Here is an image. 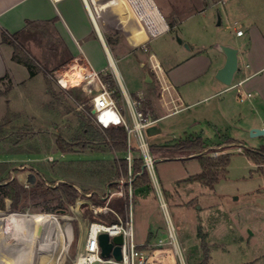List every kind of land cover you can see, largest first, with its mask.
I'll return each mask as SVG.
<instances>
[{"label": "rangeland", "instance_id": "obj_1", "mask_svg": "<svg viewBox=\"0 0 264 264\" xmlns=\"http://www.w3.org/2000/svg\"><path fill=\"white\" fill-rule=\"evenodd\" d=\"M226 2L230 9L233 6L231 26L224 20L223 25L213 24V28L216 32L222 31L229 39H233V45L241 48L233 90L205 101V98L201 99L202 94L197 92L202 81H195L182 89L188 95L184 104L165 106L162 102H156L160 115L170 113L175 106L183 109L161 120L163 133L149 135L148 142L152 149V145L169 142L165 145L172 146L181 138L202 134L210 145H217H208L201 153H230V164L226 174L214 188H210L199 181L188 180L191 175L201 171L197 157L200 153L190 155L174 149L165 153L152 150L156 180L167 208H162L159 192L151 180L149 186L135 189L133 210L136 242L155 245L151 249L150 264H181L169 242L168 223H172L175 228L186 264H264V155L259 153L260 147L264 145V136L254 137L250 133L251 128L264 124V95L258 96L256 91L246 90L248 86L257 83L264 86V70L250 80L240 81L253 69L250 66L251 53L264 51V0ZM156 3L167 22L171 23L172 18L166 16L160 2ZM217 4L215 24L218 13L221 14L224 9V4ZM182 21L183 24L175 32L177 43L167 40V36L160 37L151 43L152 48L148 47L144 51L137 46V52H131L122 58L113 46L126 45L127 34L122 31L104 34L131 95L135 98L142 97L143 109L147 113L149 100L144 91L139 90L144 86L140 60L143 59L150 65L155 63L156 57L179 61L181 51L177 48L182 47L178 44V37L186 43L185 39L199 36V26L209 24V20L203 15L188 20L184 18ZM139 22L136 18V23L144 30L143 22ZM238 27L245 32L243 37L236 35ZM135 41L139 45L142 43L139 39ZM62 43L51 26L33 29L26 38L18 39V44L34 62L36 74L31 75L29 68L23 63L11 65L9 73L15 80L13 83L4 81L0 85V161H7L11 177H16L25 184H33L39 179L55 182L62 179L68 183L74 182L81 191L90 187L103 193L106 188L92 181L95 175L90 176L91 178L87 174L75 177L68 174L67 169L73 167L82 171H96L102 161L112 160L114 154L96 147L65 153L58 146L60 141L71 142L74 139L77 129L83 124L82 119H90L96 123L93 109V116L89 112L92 104L90 96L81 92L78 87L64 89L58 83L57 78L72 66V60H66L69 56ZM217 50L218 48L211 47L208 51L212 57H221ZM170 55L172 57H168ZM116 73L111 66L101 72L114 91L120 90ZM146 74L151 77L154 72ZM220 86L225 88L226 85ZM136 90L139 91L131 92ZM249 92L250 97L247 96ZM241 94L244 98L242 101ZM224 98L226 103L222 101ZM117 100L122 106L121 97H117ZM218 104L220 107L216 110ZM220 135L233 139L221 138ZM35 143L38 144L40 153H13L20 145L27 148ZM132 143L134 146L138 144L135 136H132ZM134 154L135 151L132 153L133 158ZM62 170L68 173L60 172L63 174L61 175L59 171ZM60 195V198L54 200L40 197L30 198L25 202L6 198L0 200V203H6V207L0 211L53 215L55 219L45 226L34 221L29 223L38 242H64L65 249L59 246L55 251L54 264H74L77 257L79 261L84 260V243L90 224L94 221L109 223L107 218L101 216L110 213L92 210V215H85L81 208L83 203L89 200L95 202L94 199L81 195L80 192L74 200L70 195V200L61 193ZM112 203L119 202L111 201V206ZM160 239L164 243L158 244ZM38 247L35 243L32 249L36 250ZM5 258L2 264H17L10 254ZM30 260L28 264L32 263Z\"/></svg>", "mask_w": 264, "mask_h": 264}, {"label": "crops", "instance_id": "obj_2", "mask_svg": "<svg viewBox=\"0 0 264 264\" xmlns=\"http://www.w3.org/2000/svg\"><path fill=\"white\" fill-rule=\"evenodd\" d=\"M153 1L157 7L156 1L160 2V6L164 10L166 16L172 18L174 29H171L169 26L167 30L159 35L148 38V31L138 26L135 15L132 14L133 12L127 5H123L121 8L109 13V15L102 20L101 34L104 38V40H102L93 26L82 0H61L57 3L53 0H0V85H2L4 81L13 83L15 78L9 73V66L20 64L13 60L14 47L12 44L3 41V32L9 34L19 33V38H26L33 29L51 26L55 29L59 40L63 42L62 45L68 53L69 57L66 60H72V63H74L75 59L79 57L87 58L94 68L101 72H104L107 66H111L116 73L113 68L114 65L119 74L116 73L119 80L129 91L128 85L124 81V75L116 63L111 46L107 44L104 34H108L112 31H122L127 34L128 39L126 40V45L117 44L113 46L117 49L118 56L122 58L131 52H137L139 50L137 46L144 51L148 47L149 49L152 48L151 43L160 37L167 36V40L177 43L175 32L180 27V24H183L182 22L184 21L182 20L184 18L185 20L193 19L196 16L203 15L206 20H209V24L205 23L199 26L197 31L199 36L185 39L187 40L186 43L188 47L184 45V40L182 43H178L182 47L177 48V50L181 51L179 61H170L161 57H156L155 63L150 65L149 62L143 59L140 60V65L144 72L142 75L144 86L139 90L144 91L149 100V111L147 114L158 119L156 123L157 131L152 136L160 135L163 133L160 121L180 111L183 107L176 108L177 106H175L174 109L170 107V109H173L170 113L160 115L157 111L156 102L159 104L162 102L165 106H171V104L176 103L180 105L184 104L188 95L182 89L187 84L195 81H202L201 84L199 83L198 85L197 92L202 94L203 97H201V99L205 98V101H209L214 97H219L233 90V83L229 86L216 78L217 70L226 62V55L220 50V45H230L238 48V57L241 53V48L238 45H233V39H229L222 31L216 32L213 28V24L216 26L223 25L224 20L229 27L231 26V11L233 6L230 9L229 5H226L227 0ZM217 3L224 4L223 12L220 14V24L218 21L216 24L214 23L216 18L215 12L218 9ZM158 9L160 10L159 7ZM29 22L38 24V27L29 24ZM132 28L134 29V35L130 37ZM239 29H241V27L236 28V35L238 37H243L245 32L243 31L242 35H238L237 30ZM135 39H139L142 43H140V45L137 44L138 42H136ZM211 47L218 48L221 57H212L208 51ZM168 57L172 56L170 55ZM251 58L252 63L250 66H253V69L245 79L240 80L241 82L246 79H252L264 70L263 50L261 52H252ZM150 71L152 73L154 72V75H150L151 77L148 80L146 73ZM73 76L74 75H71L69 78L72 79ZM17 83L19 84V82ZM221 84L226 85L225 88H221ZM139 90L131 92L136 93ZM246 90H254L258 96L264 95V86L259 83L248 86ZM222 101L225 103L227 102L226 98ZM219 107L220 105L218 104L216 110H218ZM259 127H264V124ZM194 136H201L207 145H210L208 139L204 138L202 134H196ZM220 137L227 138L228 140L233 139L227 135H220ZM168 143L169 142H166L163 145ZM216 145L217 144H211L210 147ZM160 159H162V157L159 158V160ZM24 254L27 260L29 254L26 252Z\"/></svg>", "mask_w": 264, "mask_h": 264}, {"label": "built area", "instance_id": "obj_3", "mask_svg": "<svg viewBox=\"0 0 264 264\" xmlns=\"http://www.w3.org/2000/svg\"><path fill=\"white\" fill-rule=\"evenodd\" d=\"M55 3L61 0H53ZM85 9L93 23V26L99 33L102 40H104L101 34V22L112 11L121 8L123 5H127L134 13L135 17L143 22V26L148 30V38L155 37L169 28V23L162 14L167 28L158 33H153L148 28L147 22L143 19V14L149 13L150 3L153 0H82ZM155 3V2H154ZM158 8V7H157ZM142 11V12H141ZM238 35L243 34V30H237ZM74 75V80L67 83L66 77ZM58 83L64 89H70L72 87H78L79 90L86 95L90 96L93 109H95L94 119L95 122L101 128H108L112 125H123L127 131L128 138V174L120 177L116 182L118 187L116 189L108 186L103 195V199L106 200L104 204H95L91 200L85 202L92 208L94 212L102 213H114L118 220L112 223L94 221L90 224V228L87 232L84 243V260L82 262H75L74 264H95L97 262L109 263V264H150L149 259L151 255V249L155 247L154 244L149 242L145 244H138L135 240L134 233V221L133 210L135 202V188L133 186V157L132 153L135 148L140 151V155L144 161V168L148 171L151 180L154 182L159 196L161 199L162 208L166 210L167 205L164 201L162 191L156 180L155 175V159L152 154L151 145L148 142L147 129L150 126L156 125L158 119L147 114L143 109L142 97L135 98L131 93L120 83V92L123 105L118 104V100L115 97V91L111 89L107 82L101 75V71L94 68L91 62L84 57L75 59L72 66L67 69L66 72L61 74L58 78ZM119 80V79H118ZM248 97L251 96L249 92ZM243 100V94L240 96ZM132 136H135L138 144L133 145ZM54 187H59L60 192L68 200L69 192L67 189V182L59 179L54 184ZM75 187L79 190L81 195L91 198L93 192L84 193L78 186ZM114 198H123L125 214L124 216L118 213L111 205L110 202ZM70 202V201H69ZM82 205V204H81ZM169 226V242L174 247V250L181 260V264H186L182 248L178 241V237L175 228L172 223H168ZM102 232H107L112 239L114 236L122 235L123 241L121 243L122 259L116 260L112 255L110 258H103L101 256V247L99 245V235ZM164 243L163 239L159 240L158 244Z\"/></svg>", "mask_w": 264, "mask_h": 264}, {"label": "trees", "instance_id": "obj_4", "mask_svg": "<svg viewBox=\"0 0 264 264\" xmlns=\"http://www.w3.org/2000/svg\"><path fill=\"white\" fill-rule=\"evenodd\" d=\"M169 23V22H168ZM38 27V24L29 22ZM171 29H174V23H169ZM2 39L4 42H8L13 45V60L18 63L25 64L29 70L30 74H36L34 70V62L28 55L24 52L21 46L18 44L19 33L9 34L3 32ZM114 83V82H113ZM114 85V84H113ZM120 90L115 91V97H120ZM93 106L89 107V112L91 113ZM147 113V112H146ZM93 116V114H90ZM94 117V116H93ZM83 124L77 129L74 139L69 141H60L58 146L59 149L65 153H75L86 149L88 147H96L98 150L108 151L114 154V157L110 161H102L100 168L96 171H82L80 169H75L73 167H68V172L65 170L59 171L68 173L75 177H82L83 174L87 176L95 175V179L92 180L94 183L97 182L105 188L110 186L115 189L118 187L117 180L128 174V138L127 131L123 125H112L108 128H101L97 123L89 120H83ZM18 143V142H17ZM19 144V143H18ZM207 143L201 136H189L184 139L179 140L176 144L172 146H158L152 145L153 151L167 152L170 149L176 151L188 152L190 155H197L200 164L201 171L194 175H191L188 180L199 181L210 188H214L215 184L219 182L222 176L227 172V167L230 164L231 154L230 153H217V154H202L201 152L207 148ZM260 154L264 155V145L260 147ZM135 154L133 158V186L134 188L149 186L151 179L148 171L144 168V161L140 155L138 149H134ZM13 153H40V148L38 144H31L27 148L19 146ZM9 169V163L7 161H0V200L6 198L15 202H25L31 199H38L40 197L48 198L51 200L58 199L61 197L60 188L54 187L53 184L55 180H45L39 179L33 184H25L21 182L18 178L11 177ZM61 174V173H60ZM63 175V174H61ZM65 175V174H64ZM86 178V176H84ZM91 178V177H90ZM67 189L71 199H76L79 195V190L75 187L74 182H67ZM106 190V189H105ZM92 199H94L95 204H104L106 200L103 199V193H99L90 187H85L82 192L89 193L93 192ZM117 200L119 203L113 204L112 207L121 215L124 216V200L123 198H114L112 201L115 203ZM82 206V205H81ZM6 203H0V209H4ZM85 215H92V208L88 206V203H83L81 207ZM101 217L107 218L109 223L116 222L118 220L116 214L110 213L107 215H102Z\"/></svg>", "mask_w": 264, "mask_h": 264}, {"label": "bare ground", "instance_id": "obj_5", "mask_svg": "<svg viewBox=\"0 0 264 264\" xmlns=\"http://www.w3.org/2000/svg\"><path fill=\"white\" fill-rule=\"evenodd\" d=\"M142 17L147 22L150 31L153 33H158L167 28V24L162 14L156 4L152 1L150 3L149 13L143 14ZM133 35L134 29L132 28L130 37ZM113 68L117 72L114 65ZM71 80H74V76L72 79L67 76L65 82L69 83ZM54 219L55 217L50 214L24 215L17 212L0 211V264L3 263L2 261L6 260L5 256L7 254H10L17 264H27L28 259H31V264H45L44 262H46V264H54L53 260L55 251L59 246L64 247V242L62 240H47L42 243L38 242L37 236L29 223V221H34L38 222L41 226H45L46 223ZM35 243L39 246L36 250L32 249ZM25 252L29 254L27 260L24 257ZM40 254L41 256H39ZM75 262L82 261L77 259Z\"/></svg>", "mask_w": 264, "mask_h": 264}, {"label": "water", "instance_id": "obj_6", "mask_svg": "<svg viewBox=\"0 0 264 264\" xmlns=\"http://www.w3.org/2000/svg\"><path fill=\"white\" fill-rule=\"evenodd\" d=\"M218 23H221V15L218 14ZM180 43L183 42L181 38L178 37ZM188 47L187 43H184ZM220 50L226 55L225 64L217 70L216 78L226 85H232L234 76L239 69V49L230 45H220ZM150 77L148 76V80ZM95 113V109H93ZM157 131V126L153 125L147 129L148 135H153ZM251 136L258 137L264 136V127H253L251 128ZM1 185V184H0ZM123 241L122 235L114 236L110 238L109 233L102 232L99 235V245L101 247V256L103 258H110L111 255L116 260L122 259L121 243Z\"/></svg>", "mask_w": 264, "mask_h": 264}]
</instances>
